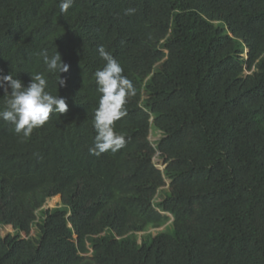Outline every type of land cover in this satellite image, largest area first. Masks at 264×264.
Segmentation results:
<instances>
[{
  "label": "trees",
  "instance_id": "obj_1",
  "mask_svg": "<svg viewBox=\"0 0 264 264\" xmlns=\"http://www.w3.org/2000/svg\"><path fill=\"white\" fill-rule=\"evenodd\" d=\"M59 4L0 0L2 74H43L69 109L28 138L0 119V264H264V0ZM100 46L135 95L96 156Z\"/></svg>",
  "mask_w": 264,
  "mask_h": 264
},
{
  "label": "clouds",
  "instance_id": "obj_2",
  "mask_svg": "<svg viewBox=\"0 0 264 264\" xmlns=\"http://www.w3.org/2000/svg\"><path fill=\"white\" fill-rule=\"evenodd\" d=\"M73 3L74 0H60V12L68 13ZM133 12L134 9L126 10L128 15ZM98 52L105 64L94 74L97 91L101 96L94 116V147L89 151L96 156L109 151L116 153L124 147L125 138L115 131V123L127 115L125 106L128 98L135 95L133 83L123 75V68L113 55L103 46L98 48ZM40 55L47 71L59 74L58 86L67 87V80L62 79L61 74L68 73L70 65L63 62L59 52L49 56L47 50H44ZM47 87L43 74H31V82L25 86L12 74L3 75L0 70V89H3L6 98V107L0 110V119L12 125L18 136L28 138L35 129L43 127L49 121L51 114L68 112L66 98L51 94L46 90Z\"/></svg>",
  "mask_w": 264,
  "mask_h": 264
},
{
  "label": "rangeland",
  "instance_id": "obj_3",
  "mask_svg": "<svg viewBox=\"0 0 264 264\" xmlns=\"http://www.w3.org/2000/svg\"><path fill=\"white\" fill-rule=\"evenodd\" d=\"M160 138V134L159 133H154L151 137V140L153 142L157 141ZM155 164L158 165L159 168L164 169V161L160 160L159 158L155 159ZM168 191V186L164 188V192ZM53 202V203H52ZM61 204V200L60 198H57L56 201L54 199H51L47 202V204L45 205L44 209H48V210H52L58 206H60ZM170 223L167 225L168 227H170ZM166 226V227H167ZM166 227H163L161 229L158 230H151L150 233H152V235H157L158 233L164 232L166 230ZM14 230L12 229V227H3L0 228V236H7L8 234H13ZM38 234V228L35 227L33 229V231L31 232L30 236L35 238ZM23 236L25 237V235L23 234ZM143 236V234H139V238H141Z\"/></svg>",
  "mask_w": 264,
  "mask_h": 264
},
{
  "label": "bare ground",
  "instance_id": "obj_4",
  "mask_svg": "<svg viewBox=\"0 0 264 264\" xmlns=\"http://www.w3.org/2000/svg\"><path fill=\"white\" fill-rule=\"evenodd\" d=\"M57 198H60V197H56V198H53V199L56 201ZM60 200H61V199H60ZM52 203H53V202H52Z\"/></svg>",
  "mask_w": 264,
  "mask_h": 264
},
{
  "label": "water",
  "instance_id": "obj_5",
  "mask_svg": "<svg viewBox=\"0 0 264 264\" xmlns=\"http://www.w3.org/2000/svg\"><path fill=\"white\" fill-rule=\"evenodd\" d=\"M166 167V166H165Z\"/></svg>",
  "mask_w": 264,
  "mask_h": 264
}]
</instances>
